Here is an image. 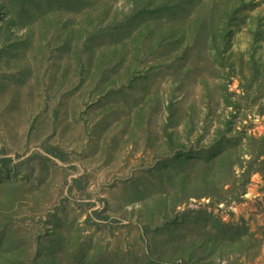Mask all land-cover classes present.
Returning <instances> with one entry per match:
<instances>
[{"label":"rangeland","instance_id":"374dc122","mask_svg":"<svg viewBox=\"0 0 264 264\" xmlns=\"http://www.w3.org/2000/svg\"><path fill=\"white\" fill-rule=\"evenodd\" d=\"M0 264H264V0H0Z\"/></svg>","mask_w":264,"mask_h":264}]
</instances>
